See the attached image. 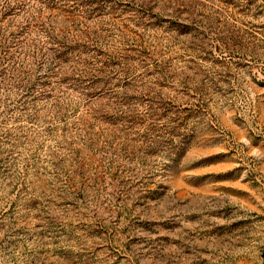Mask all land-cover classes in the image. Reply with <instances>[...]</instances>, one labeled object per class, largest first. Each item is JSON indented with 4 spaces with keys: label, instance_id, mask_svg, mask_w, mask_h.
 Segmentation results:
<instances>
[{
    "label": "rangeland",
    "instance_id": "374dc122",
    "mask_svg": "<svg viewBox=\"0 0 264 264\" xmlns=\"http://www.w3.org/2000/svg\"><path fill=\"white\" fill-rule=\"evenodd\" d=\"M25 1L0 264H264V0Z\"/></svg>",
    "mask_w": 264,
    "mask_h": 264
},
{
    "label": "trees",
    "instance_id": "16d2710c",
    "mask_svg": "<svg viewBox=\"0 0 264 264\" xmlns=\"http://www.w3.org/2000/svg\"><path fill=\"white\" fill-rule=\"evenodd\" d=\"M26 1L25 0H0V42L3 43V45H6V38L2 39L3 36H5V29L4 25H6L9 22V18L16 14V12L22 11L26 9ZM2 25V26H1ZM8 46V47H7ZM6 47H2V51H0V55H3L2 58H5L9 56L12 52H10L9 49H14L13 47H9L7 45ZM4 48V49H3Z\"/></svg>",
    "mask_w": 264,
    "mask_h": 264
}]
</instances>
